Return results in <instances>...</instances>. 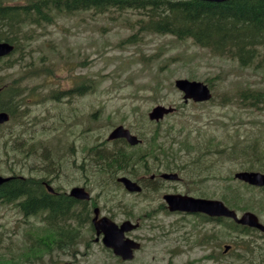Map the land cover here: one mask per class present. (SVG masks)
<instances>
[{"label":"rangeland","instance_id":"rangeland-1","mask_svg":"<svg viewBox=\"0 0 264 264\" xmlns=\"http://www.w3.org/2000/svg\"><path fill=\"white\" fill-rule=\"evenodd\" d=\"M136 20L137 15L131 11L100 14L80 11L74 15L57 14L52 23L33 27L35 61L43 56L52 63L56 75L23 82L27 95L23 100L29 104V113L24 114L22 121L14 123V128L19 127L24 139L36 137L40 144L46 143L48 161L42 163L39 154L29 158L19 154L13 158L10 151L7 164L0 160V175H11L2 169L6 166L23 176L51 178L50 185L60 192H69L72 186L81 184L87 190L91 189L92 198L95 197L105 208L114 207L115 221L129 218L139 222L141 228L132 232L131 238H140L142 247L135 252L131 262H122L124 264H264V238H260L258 232L242 237L226 230L222 222L167 209L162 195L170 191L221 200V188L215 187L211 176L205 178L200 174L188 178L180 173L182 179L177 183L149 188L146 196H127L112 182L120 174L110 176L94 171L92 160H89V147L118 124L136 130L140 126L141 114L157 104L176 107L174 113L161 121L163 136L167 135V124L182 113L189 116L191 138L201 135L203 138L214 136L217 140L236 137V133L247 138L264 132V112L237 104L231 97L242 86L264 88V72L213 55L189 39L138 31L137 26H133ZM134 33H138L135 42L127 43L125 39ZM26 70L21 68L11 72L5 79L18 78L16 74ZM216 75L219 77L214 78ZM85 77L93 80L92 90L75 100V113H71L67 104L70 99L62 98L59 106L65 117L60 121L57 100L51 98L44 103L41 95L52 94L53 90L48 88H66L72 79ZM176 78L206 84L205 79L213 78L212 98L206 102L189 101L178 107L183 100L182 93L174 87ZM33 83L43 84L46 88L31 90ZM158 84L160 87H155ZM37 93L40 95L29 96ZM60 123L63 128L59 127ZM142 127L145 128V123ZM149 127H146V133L152 132ZM3 150L4 147L0 146V152ZM218 161L221 166L218 171L222 175L242 170L236 162ZM140 171L138 168V174ZM218 186L222 185L218 183ZM252 211L264 223V212ZM37 224L35 216L24 217L13 204H0V264L16 261L27 250V235L40 236ZM206 232L211 238L215 232L220 237L209 245L200 244L199 238ZM248 237L254 239L253 244L259 246V251L243 255L246 259L235 257L241 251L242 239ZM237 240L239 243L235 244ZM224 244L232 245L226 253ZM99 250L101 247H93L92 264H101L102 260L116 264ZM213 251L217 258L205 257Z\"/></svg>","mask_w":264,"mask_h":264},{"label":"trees","instance_id":"trees-1","mask_svg":"<svg viewBox=\"0 0 264 264\" xmlns=\"http://www.w3.org/2000/svg\"><path fill=\"white\" fill-rule=\"evenodd\" d=\"M80 11H91L92 14L131 11L137 15L133 26L136 25L138 31L168 34L180 40L189 39L192 43L206 48L213 55L235 60L241 67H252L254 70L260 69L264 72V0L221 2L203 0H0V41H7L13 45L10 54L0 57V111H6L10 115L8 122L0 124V130L4 128L0 134V146L4 147V150L0 152V160H3L5 164L8 163L10 151L13 158H17L19 154L28 158L39 154L42 163L48 161L46 143L40 144V139L36 137L24 139L19 127L14 128V123H19L24 114L29 113L27 107L29 104L23 100L27 96L23 82L26 79L36 80L39 77L46 79L56 75L52 63L44 60L43 56L38 57V62L35 61L32 53L33 27L52 23L57 14L74 15ZM137 34L130 35L125 41L135 42L134 38ZM21 68L27 70L17 73L18 78H12L9 81L5 79L11 72ZM218 77L219 75L214 76V78ZM71 81L69 87L48 88L53 90V93L40 97L44 99V103L51 98L57 100L56 104L59 109L57 118L60 121L65 117L62 107L59 106L62 103L60 100L70 99L67 104L71 108V113H75L76 108L73 107L75 100L91 91L93 87V80L87 77ZM205 82L211 89L214 79L207 78ZM155 87H160V84ZM45 88L43 84L33 83L30 89L39 91ZM235 93V96L231 97L237 104H244L251 109L264 112V88L242 86L237 88ZM180 104L185 103L177 104L178 107H182ZM145 121L146 127L150 126L152 130L146 134L151 141L150 155L153 157L155 154L158 159L163 155L165 161L163 170H176L184 173L188 178H195L200 174H204L205 178L211 176L215 180V187L221 188L220 197L227 206L241 211L264 212V187H255L236 179L233 176L235 172L222 175L218 171V167H221L218 164L220 159L223 160L222 162L227 160L236 162L242 170L264 172V132L263 134H252L247 138L239 137L238 133L236 137L226 136L217 138V140L214 136L203 138L199 135L191 138L189 116L182 113L167 124L168 132L166 136H163L161 121L157 123L149 121L146 111L141 114L140 126H143ZM223 124L227 125L225 122ZM59 127L63 128L61 123ZM64 131L67 132V129L65 128ZM104 136H100L101 140L96 141L89 149L96 150L99 144L108 145L109 142ZM124 157L123 153L116 157L111 149L106 148L104 155L93 154L91 164L92 166L97 165V171L101 166V172L112 176L116 173L113 171L115 163H123ZM2 169L7 170L11 175L8 180L0 184V204H13L23 215L41 218L39 219L43 226H36L40 236L27 235V251L31 253L37 249L69 247L75 244L79 231L68 218L81 217L76 213L73 214L74 212L69 213L71 207L65 206L63 202L76 200L57 189H54L55 192L48 191L46 184L50 181L45 177L22 176L17 174L14 168L6 166ZM121 169L124 168L121 167L118 170ZM218 183L222 186H218ZM212 220L222 222L226 225V230L241 234L242 237L252 232H259L257 229L238 225L232 219L212 218ZM80 226L82 224L77 223V227ZM258 236L264 238L262 234ZM219 237L217 232L213 234L214 241ZM200 240L201 243L206 242L205 237ZM1 241L2 236H0V243ZM253 242L254 239L251 237L242 239L241 251L236 253L235 257L246 259L243 255L250 253L253 255L259 251V246L254 245ZM238 243L237 240L235 244ZM262 250H260L261 253ZM213 253L212 257L217 258Z\"/></svg>","mask_w":264,"mask_h":264},{"label":"flooded vegetation","instance_id":"flooded-vegetation-1","mask_svg":"<svg viewBox=\"0 0 264 264\" xmlns=\"http://www.w3.org/2000/svg\"><path fill=\"white\" fill-rule=\"evenodd\" d=\"M130 131L134 134H137L141 138V142L139 144L131 146L123 138L109 141L108 145L99 144L95 148L96 150L88 149V152L90 154L89 160H92L93 154L97 153L98 156L104 155L106 148L111 149L112 153L114 152L116 157L122 155L123 153L125 156L123 159L124 162L115 163V167L113 169L114 173L118 172L120 175H125L128 178L136 181L141 186L140 192H130L126 190L122 184L118 185L115 183V185L119 186L121 188V191H123L125 195L127 196L129 195L131 196L145 195L146 196V191L149 188L157 189L158 187H162L166 185L167 183L173 184L172 181L169 182L160 177L161 172L165 171L163 170L164 165H165L163 155H161L162 158L160 159H158V157L155 154H153V157H151L150 155L152 148L150 144L151 142L150 139L146 140V123H145V128L143 127L142 137L140 136L138 132L132 129H130ZM88 165L90 164L88 163ZM90 167L92 166L90 165ZM121 167L124 169L118 170ZM93 168H94V171H97V165H94ZM136 168L142 169L139 174ZM99 169H101V166ZM50 179L48 180L50 181ZM80 185L72 186L69 189V192L73 187H83L90 194V200L83 202L82 200L75 199L76 201H72V202L69 201V203L63 202L65 206L67 205L71 207V210L69 211V213L74 212L73 214L76 213L81 217V218H77V217L68 218L70 219L72 224L76 227V229L79 231V235L77 236L75 240L76 243L69 245V247H54V248H48V249H37V250H33L31 253L28 252L27 250H24L18 256L16 261L13 262L14 264H92L90 261L92 260V257L94 256V253H92V249L94 246L101 247V250L106 255V257L109 259H112L116 264L122 263V262L128 263L134 259L133 257L129 261L125 260L121 256L115 254L113 249L106 247L104 243L102 242L103 235H104L103 233L104 229L102 228L100 224H98L97 226H95L94 224V222H97L103 216L108 217L111 221L117 224H120L121 222L125 220H130V219L123 218L121 221H115L114 219H116L117 217L113 212L114 207L106 206L105 208L103 204H101V202L95 199V197L92 198L91 189L87 190L85 186H80ZM99 186L102 187L101 185ZM69 192H64V193L69 195ZM170 192L176 193L173 191H170ZM196 197H206V196L196 195ZM105 204L106 203H104V205ZM103 209L105 211H103ZM39 218H37V223H38L37 225H40V227H42L43 225H42V222L40 221L41 218L40 219ZM77 223L82 224V226L77 227ZM134 223H137L138 226L136 227V229L126 232L125 237L131 238V233L141 228V224L139 222H134ZM62 235L63 234H61V236ZM134 240L139 241L141 245L142 240L140 238L136 237V239ZM101 250L99 251L101 252ZM25 253H28V254H25ZM101 264H110V262L109 261L104 262L102 260Z\"/></svg>","mask_w":264,"mask_h":264},{"label":"water","instance_id":"water-1","mask_svg":"<svg viewBox=\"0 0 264 264\" xmlns=\"http://www.w3.org/2000/svg\"><path fill=\"white\" fill-rule=\"evenodd\" d=\"M209 2H221L226 0H203ZM13 46L6 42H0V57L7 55L11 52ZM175 87L183 92V99L187 101L192 99L193 101H206L212 96L210 88L202 81L189 80L186 78H178L174 81ZM173 110L171 106L156 105L149 112L148 117L151 120L159 121L163 116ZM9 114L5 111H0V124L9 120ZM124 137L130 144H136L139 139L136 135L129 132L123 125H118L112 129L108 135V139H114ZM234 176L244 182H247L254 186H264V173L260 171H247L242 170L234 174ZM161 177L165 179L176 180L178 179L177 173H162ZM8 177L0 175V184ZM118 181L122 182L129 191H138L140 187L138 184L127 177H119ZM70 194L80 199H88V194L83 188L74 187L70 191ZM164 200L168 205V209L171 211L179 210L186 212H203L209 216H224L232 218L236 223L247 225L250 227L257 228L264 233V224L259 221L258 216L252 211H245L238 216L237 212L227 207L222 201L217 199H206L197 198L190 195L173 194L168 193L163 196ZM100 224L104 229L105 234L103 241L104 243L114 248L116 254H119L124 259L132 257V249L138 248L139 244L135 243L131 239H124V232L135 227L129 221L123 222L120 226L115 225L107 218H102L95 222L97 226ZM230 246L225 245L224 250L226 251Z\"/></svg>","mask_w":264,"mask_h":264},{"label":"bare ground","instance_id":"bare-ground-1","mask_svg":"<svg viewBox=\"0 0 264 264\" xmlns=\"http://www.w3.org/2000/svg\"><path fill=\"white\" fill-rule=\"evenodd\" d=\"M48 183H49V182H48ZM61 194H62V193H61ZM61 197H62V196H61ZM61 197H60V198H61ZM55 198H56V197H55ZM60 198H59V199H60ZM61 199H62V198H61ZM63 199H64V198H63ZM52 200H53V199H52ZM71 202H72V201H71ZM68 203H69V202H68ZM45 205H46V204H45ZM47 205H48V204H47ZM62 209H63V208H62ZM66 210H67V209H66ZM67 211H68V210H67ZM54 216H55V215H54ZM52 217H53V216H52Z\"/></svg>","mask_w":264,"mask_h":264}]
</instances>
